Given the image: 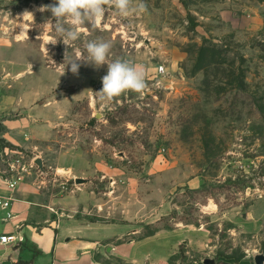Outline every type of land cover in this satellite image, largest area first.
Here are the masks:
<instances>
[{
	"label": "rangeland",
	"instance_id": "rangeland-1",
	"mask_svg": "<svg viewBox=\"0 0 264 264\" xmlns=\"http://www.w3.org/2000/svg\"><path fill=\"white\" fill-rule=\"evenodd\" d=\"M51 3L0 0V173L9 140L25 138L45 172L35 163L24 181L45 203L73 200L67 214L112 225L105 235L126 226L125 241L168 227L207 232L202 249L185 243L166 264H255L264 253V0H132L146 10L109 8L67 49L51 43V13L39 10ZM93 40L111 44L109 61L143 65L146 89L102 98L106 64L64 72L65 52L87 57ZM203 239L190 230L184 241Z\"/></svg>",
	"mask_w": 264,
	"mask_h": 264
},
{
	"label": "crops",
	"instance_id": "crops-1",
	"mask_svg": "<svg viewBox=\"0 0 264 264\" xmlns=\"http://www.w3.org/2000/svg\"><path fill=\"white\" fill-rule=\"evenodd\" d=\"M4 125L8 132L14 131V125ZM23 131L31 135V124ZM9 141L23 151L30 147L26 145L30 143L25 138ZM0 195L14 198L11 206L14 217L11 220H5L6 210L0 209V226H3L0 235L20 234L25 238L17 246L0 250V264H112V259H121L127 264H166L182 244L190 243L194 249H202L208 239L205 230L192 226L163 230L153 236L130 241L123 239L133 231L126 226V231L105 235L102 231H109L112 225L88 222L67 214L72 206L76 210L73 200L52 197L45 203L38 190L27 181L12 192L1 173ZM190 230L202 233L203 241L195 245L184 241Z\"/></svg>",
	"mask_w": 264,
	"mask_h": 264
},
{
	"label": "clouds",
	"instance_id": "clouds-1",
	"mask_svg": "<svg viewBox=\"0 0 264 264\" xmlns=\"http://www.w3.org/2000/svg\"><path fill=\"white\" fill-rule=\"evenodd\" d=\"M109 8H114L121 17L146 10L143 3L134 8L132 0H53V3L42 5L39 10L51 13L47 23L58 37L51 43L62 41L67 49L79 39L77 29L80 26L101 20ZM66 24L69 26L66 27ZM111 47L109 42L103 40L89 41L85 45L87 57L78 54L74 59H68L66 51L64 72L68 67L73 74H78L81 63H90L96 67L106 64L107 73L101 78L102 89L98 91L102 98L118 97L127 91L143 92L147 87L145 67L122 59L109 61Z\"/></svg>",
	"mask_w": 264,
	"mask_h": 264
},
{
	"label": "built area",
	"instance_id": "built-area-1",
	"mask_svg": "<svg viewBox=\"0 0 264 264\" xmlns=\"http://www.w3.org/2000/svg\"><path fill=\"white\" fill-rule=\"evenodd\" d=\"M158 73L163 75L166 73L165 66H160ZM5 156L7 157L5 163L7 164L6 170L4 173H1L3 180L6 186L14 192L17 190L19 185L24 182L26 175L32 172L34 167H37L35 164V158H27V154L20 149H5ZM38 168V167H37ZM43 173L45 171H39ZM40 175V176H41ZM14 201V198L10 196L0 195V209L6 210L5 220H11L14 217L13 212L11 211V206ZM25 241V238L20 234H3L0 235V250L7 246H17Z\"/></svg>",
	"mask_w": 264,
	"mask_h": 264
},
{
	"label": "water",
	"instance_id": "water-1",
	"mask_svg": "<svg viewBox=\"0 0 264 264\" xmlns=\"http://www.w3.org/2000/svg\"><path fill=\"white\" fill-rule=\"evenodd\" d=\"M35 163L39 166V168L42 170V171H45V168H44V161L42 158H37L35 160ZM87 180L85 178H76L75 179V182L76 184H81V183H85ZM245 217H247L245 215ZM254 261H255V264H264V253H257L254 255ZM205 264H213V261L210 260V259H207L205 260Z\"/></svg>",
	"mask_w": 264,
	"mask_h": 264
},
{
	"label": "trees",
	"instance_id": "trees-1",
	"mask_svg": "<svg viewBox=\"0 0 264 264\" xmlns=\"http://www.w3.org/2000/svg\"><path fill=\"white\" fill-rule=\"evenodd\" d=\"M9 146H11V148L12 149H18V148H16L15 146H13L12 144H9ZM196 192H201V191H199V190H197ZM188 224H195L197 227H200V223H198V222H189ZM171 229H173V228H170V227H168L167 228V230H171ZM158 233V231H152L151 233H149V234H147L146 236H144L143 238H141V239H144V238H147V237H150V236H153V235H155V234H157ZM126 241H130V240H126ZM182 246H184V244H182L181 246H180V249L182 248ZM177 255V254H176ZM176 255H174L170 260H172Z\"/></svg>",
	"mask_w": 264,
	"mask_h": 264
}]
</instances>
